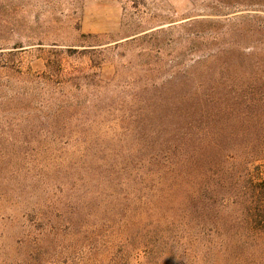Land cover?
<instances>
[{
	"label": "rangeland",
	"instance_id": "rangeland-1",
	"mask_svg": "<svg viewBox=\"0 0 264 264\" xmlns=\"http://www.w3.org/2000/svg\"><path fill=\"white\" fill-rule=\"evenodd\" d=\"M183 78L224 139L168 190L134 136ZM262 102L264 0H0V264H264L235 205L264 183Z\"/></svg>",
	"mask_w": 264,
	"mask_h": 264
},
{
	"label": "trees",
	"instance_id": "trees-1",
	"mask_svg": "<svg viewBox=\"0 0 264 264\" xmlns=\"http://www.w3.org/2000/svg\"><path fill=\"white\" fill-rule=\"evenodd\" d=\"M196 79H198L197 83L201 82V78L198 75H196ZM183 80L186 81L178 80L182 98L170 104L168 114L158 115L155 112L152 113L151 121L146 125L148 128L152 129L139 130L137 135L134 136L135 143L133 149L135 155H150L146 161L147 166H144L145 160L139 158L138 163H136V169L140 171L138 175L143 178H147L145 174L149 172L152 175L154 173L159 176L161 175L167 180L164 184H166L165 187L168 190H172L173 183L178 180L190 181L198 178H203L204 180L206 178L209 179L210 161L215 158V156L211 158V147L218 146V141L224 139L221 134H212V117L214 126L223 123L221 120H217V116L215 115L216 108L213 106L212 102L214 86H212L213 88L209 87L208 84H203L201 86V88L208 89L205 93H202V96L206 98L207 101L200 103L190 100L192 97H196L197 88H194L195 85L192 87L191 80L188 78H183ZM201 83L207 82L202 81ZM238 99H240V97H238ZM189 101L191 102L189 103ZM217 104L222 106L221 102ZM229 110V117H240L243 113L240 108L231 107ZM221 113L223 114L224 112H222L221 108H217L216 114L218 115ZM242 117L251 116L248 112ZM257 120L261 121L264 119H259L257 117ZM245 121H247L246 123L253 129L264 127V122H258L256 120ZM147 134H149V140L144 141ZM261 141H257L258 146L261 144ZM258 153L264 156V147L260 146ZM261 159L264 161V157ZM149 168L153 171H150ZM153 168H155V171ZM211 187V189L203 187L200 191L205 201L201 209L206 208L208 212L212 213L214 206L212 192L214 188L219 190L228 188V186L222 187L219 186V184H212ZM228 190L231 196L232 193L230 189ZM205 191L209 193L208 197L204 196ZM243 195L244 199H237L235 205L239 206L240 211L245 213L246 217L252 221V225H257L256 228L258 231L256 235L261 242H264V183L247 189ZM258 264H260V261Z\"/></svg>",
	"mask_w": 264,
	"mask_h": 264
}]
</instances>
